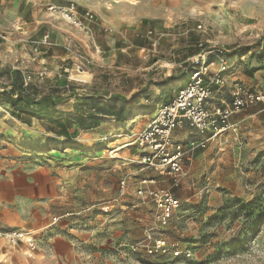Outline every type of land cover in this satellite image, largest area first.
Returning a JSON list of instances; mask_svg holds the SVG:
<instances>
[{
  "label": "rangeland",
  "instance_id": "obj_1",
  "mask_svg": "<svg viewBox=\"0 0 264 264\" xmlns=\"http://www.w3.org/2000/svg\"><path fill=\"white\" fill-rule=\"evenodd\" d=\"M50 4L94 13L86 50L82 30ZM148 28L159 45L146 61L137 42L152 47ZM52 29L62 43L37 45ZM0 33V229L25 228L38 242L35 251L0 242V264H15L9 251L49 264L58 237L76 241L83 264H264V101L235 112L221 131L177 130L186 145L205 146L176 179L140 172L180 200L167 225L156 221L152 200L137 196L133 175L143 156L136 138L157 109L145 94L168 88L165 103L175 96L169 82L188 83L184 60L200 43L225 49L230 98L236 84L264 94V0H0ZM149 76L164 86L145 91ZM45 95L53 106L41 103ZM93 113L97 126L82 127ZM122 179L128 187L120 196ZM158 237L183 253L132 250Z\"/></svg>",
  "mask_w": 264,
  "mask_h": 264
},
{
  "label": "built area",
  "instance_id": "obj_2",
  "mask_svg": "<svg viewBox=\"0 0 264 264\" xmlns=\"http://www.w3.org/2000/svg\"><path fill=\"white\" fill-rule=\"evenodd\" d=\"M50 11L59 13L68 23L79 28L87 35H92L90 22L95 15L87 10L83 15L75 10V6H57L50 4ZM202 28V25L198 26ZM107 31L111 30L106 28ZM150 39L151 48L145 45L139 47L143 59L148 60L151 53L157 52L158 40L153 38V30L146 32ZM0 38L5 39L0 33ZM50 32L47 31L41 41L49 44ZM205 44L200 43L201 51L188 60L187 72L189 81L183 86L175 97L166 103L157 105L156 112L146 128L139 132L136 143L142 150L140 169L133 173L136 177V194L141 199H150L155 206V218L159 225L168 224L173 212L181 202L170 189L159 187L157 178L146 176L140 172L148 169L158 171L176 179L183 170L189 154L196 148L204 147V141H194L186 145L177 138V130L189 125L200 132H218L228 126L230 117L239 110L264 101V94L236 84L231 92V98L225 102L220 94L225 86L223 74L230 70L225 49L214 47L206 50ZM210 55L215 57L214 69L211 68ZM31 76H28L30 79ZM127 179H122L119 185V195L126 194ZM0 240L15 246L25 243L30 251L38 249V242L25 228L11 230L0 229ZM143 249L149 254L172 253L175 256L183 253L178 248L169 246L164 237H158L153 242L143 240L132 246L133 251Z\"/></svg>",
  "mask_w": 264,
  "mask_h": 264
},
{
  "label": "crops",
  "instance_id": "obj_3",
  "mask_svg": "<svg viewBox=\"0 0 264 264\" xmlns=\"http://www.w3.org/2000/svg\"><path fill=\"white\" fill-rule=\"evenodd\" d=\"M144 21L145 22H148V20H146V19ZM62 28L65 29L64 26H62ZM106 28L111 29V30H109L110 32L113 31V28L110 27V26H107L104 29L106 30ZM148 30H150V28H148L147 31ZM48 31L50 32V38H49V44H48V45H50L49 47H51L53 44H55L57 42L62 43V41L64 39L63 38H60V36H62V35H61V32L59 30L52 29V30H48ZM88 37L89 36L85 32L82 31V33L80 35L81 41H79L78 44H79V47H83V50H86L87 49V45L88 44L86 43V41L88 40ZM41 41L42 40H39L37 42V45H40ZM137 44H138L137 45L138 47L143 46V45H140L139 42H137ZM43 46H47V45H43ZM200 51H201V48H199V50H198L197 53L189 56L184 61H188L191 57L196 56ZM91 52H93V51H91ZM46 57L47 58H53V55L44 56L43 58H46ZM79 57H83L81 50H79ZM212 58L213 57H211L210 59H212ZM184 72L187 73V76L188 77H187L186 80L189 81V73L187 72V68L185 69ZM150 76L147 78V81H150V82H146L147 88H145V91L146 90L148 91L150 88H153V87H148L149 84H150V86L153 85L156 89H157V87L160 84V83H158V84L157 83L156 84H152V82H151L152 77H150ZM172 78H174V77H172ZM169 81H171V79H169ZM233 81H234V78H232V77H228L227 78V83L228 84L232 83ZM164 83L165 82H163L160 85L164 86ZM186 84L187 83L184 81L180 86H178L176 88V86H174V84L172 82H169V86L168 87L169 88H174V91L177 94L178 91L183 86H185ZM166 89H168V88H166ZM166 89H164L162 92H160L159 90H156V93H157L156 96H152L150 94H145V97L148 100H150L151 98L155 99L157 101L156 104H155V106L157 107V105L162 104V103H165V101H161V99H164L165 96H167V91L168 90H166ZM226 91H229V90L222 89L221 94H220L221 99L223 101H225V102H227V101L230 100V94H229V92H226ZM175 96H171L170 98H168V100L166 102L170 101ZM99 115H100L99 113H93L92 114L91 122L88 123V126L86 125L87 124L86 123V120H82V122H81L82 123V127H86V128H90V129L95 128L97 126V122H98V118L97 117ZM67 179H68V174H65L64 172H61L60 173V176H59V180L62 181V182L63 181L64 182H67ZM135 180H136V178H135ZM74 233H75V236L79 238V242L80 241H84V238L85 237H83V235L79 234L78 231H75ZM0 242L4 243L2 240H0ZM75 242L76 241L74 239H72V238H65V237H58L57 239L53 240L52 245H51V250L46 254V258H45L46 261L49 264H75V263L76 264H83V262H82L83 258H82L81 253L78 252L77 250H75V248H74L75 247ZM25 246H26V244H25ZM6 256L7 257L9 256V260L13 261L15 264H37V262H39V260H41V258H38L39 260H37L36 258H31L30 256H27V255H25V256L24 255H20L18 253H14L12 251H9V253H7Z\"/></svg>",
  "mask_w": 264,
  "mask_h": 264
},
{
  "label": "trees",
  "instance_id": "obj_4",
  "mask_svg": "<svg viewBox=\"0 0 264 264\" xmlns=\"http://www.w3.org/2000/svg\"><path fill=\"white\" fill-rule=\"evenodd\" d=\"M245 50L246 49H249V47H245L244 48ZM13 84L16 86L17 85V81L16 80H13ZM20 85V89L22 87V83L19 84ZM22 91V89H21ZM22 96H20L19 98H17L14 102H13V107L17 108L18 106H20L22 104ZM33 101V100H32ZM40 101L41 103L45 104L46 106H53L54 105V100H53V97L51 95H45V96H42L40 98ZM14 116L16 117H20L21 116V113L20 112H14Z\"/></svg>",
  "mask_w": 264,
  "mask_h": 264
},
{
  "label": "bare ground",
  "instance_id": "obj_5",
  "mask_svg": "<svg viewBox=\"0 0 264 264\" xmlns=\"http://www.w3.org/2000/svg\"><path fill=\"white\" fill-rule=\"evenodd\" d=\"M79 67H80V66H79ZM80 72H81V73H85V70H80ZM71 77H72V75H71Z\"/></svg>",
  "mask_w": 264,
  "mask_h": 264
}]
</instances>
